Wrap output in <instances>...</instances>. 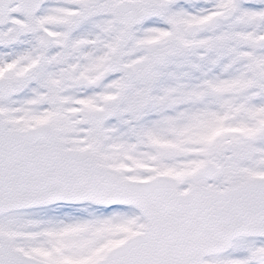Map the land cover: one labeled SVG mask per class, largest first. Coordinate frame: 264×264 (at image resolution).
<instances>
[{
    "label": "snow or ice",
    "instance_id": "6c2138e0",
    "mask_svg": "<svg viewBox=\"0 0 264 264\" xmlns=\"http://www.w3.org/2000/svg\"><path fill=\"white\" fill-rule=\"evenodd\" d=\"M0 264H264V0H0Z\"/></svg>",
    "mask_w": 264,
    "mask_h": 264
}]
</instances>
